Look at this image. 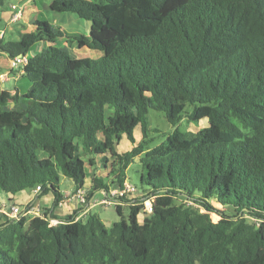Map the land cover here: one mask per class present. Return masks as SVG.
I'll return each instance as SVG.
<instances>
[{"label": "trees", "instance_id": "16d2710c", "mask_svg": "<svg viewBox=\"0 0 264 264\" xmlns=\"http://www.w3.org/2000/svg\"><path fill=\"white\" fill-rule=\"evenodd\" d=\"M50 9L91 29L35 20L0 41L10 58L29 56L31 83L0 93V193L41 186L38 198L55 196L44 217L0 219V264H264V0H52ZM61 39L102 56L74 58ZM150 110L209 126L149 149ZM124 137L133 147L119 152ZM137 158L143 199H153L143 222L137 198L122 199L129 216L110 228L96 213L55 215L61 175L76 193L87 166L102 163L107 182L94 172L89 201L123 189Z\"/></svg>", "mask_w": 264, "mask_h": 264}, {"label": "rangeland", "instance_id": "374dc122", "mask_svg": "<svg viewBox=\"0 0 264 264\" xmlns=\"http://www.w3.org/2000/svg\"><path fill=\"white\" fill-rule=\"evenodd\" d=\"M40 8L43 7L44 3H48V0H37ZM32 5L33 2H32ZM55 13V12H54ZM47 13L43 12L42 15L39 16V21H48L53 25V17L52 16H47ZM57 14V13H56ZM63 16V20L60 22V25H58V27L61 28H66L64 30H66L67 32H71V33H82L85 35H89L90 34V29H91V23L87 20L84 19H80L79 17H77V15L73 14V13H61ZM67 15L71 16V17H75L76 21L72 22L70 19L65 18L67 17ZM67 21V25H64V23L66 24ZM64 22V23H63ZM63 24V25H62ZM3 24H0V29L2 28ZM58 46H64L63 44V39H61L58 43ZM66 47V46H65ZM41 49V46H34L33 47V51L32 53H38L39 50ZM70 54L74 57V58H84V57H90L93 59H99L102 54L98 53V52H94L91 51L88 48H85L84 50H86L85 52H83L84 50H81L78 48V46L73 47V48H69ZM26 79V78H25ZM28 81V80H27ZM14 83H8L7 88L8 89H12L13 88ZM187 112H191V108L189 107L187 109ZM148 120H149V131H148V136L146 138L147 142H148V148L152 149L160 144H162L166 138L172 134L175 130H180L183 132H197L198 130H200L201 128H205L209 126V121L208 119H204L200 122H190L188 120V118L186 117V114L184 116V119L176 124L173 125L171 123L168 122V120L165 117V114L163 112H156L153 110L149 111V115H148ZM135 137H136V141L137 143L142 141L143 139V133L141 131V128H138L135 131ZM133 147V145L131 144V142L124 137L123 140L120 142V145L117 147V150L119 152H126L131 150ZM99 163H100V159H98ZM99 167L91 169V167L87 166V173H88V177L86 179V184L84 187V191L88 193V191L91 189L92 187V179H93V174L96 173V175L99 178H102L103 180H105V182H107L106 177V173H105V169L101 165L98 164ZM95 170V171H93ZM95 172V173H94ZM141 174H142V164L140 162V158H137L134 163H132L130 165V167L128 168V170L126 171V175H127V182L128 184H130L131 186L136 188V192L133 193L134 196H136L137 199H139L141 202L143 201V197H144V191L148 190V188L146 186H142L140 179H141ZM61 193L64 194L66 192L71 193V195L75 194V184L74 182L61 175ZM50 194V193H49ZM47 194V195H49ZM47 195H43L42 197H45ZM96 199L95 201H91V204L93 205V202H99L103 199L104 195H102L101 193H95ZM105 198V197H104ZM79 204L80 201H79ZM83 204H81L82 206ZM86 205V204H85ZM58 211V209H56ZM98 214L101 219L104 221L105 225L107 227H112L114 225V223L120 221L122 218L127 219L129 216V207L128 205L124 204V205H120L118 207L116 206H107L104 204H97L94 206L93 209V213L90 214ZM89 214V215H90ZM145 214H141L139 217L140 222H143L144 218H145ZM33 216H31L32 218ZM212 218L215 222L219 221L220 217L213 214ZM263 228H264V224H263Z\"/></svg>", "mask_w": 264, "mask_h": 264}, {"label": "crops", "instance_id": "0c3cea01", "mask_svg": "<svg viewBox=\"0 0 264 264\" xmlns=\"http://www.w3.org/2000/svg\"><path fill=\"white\" fill-rule=\"evenodd\" d=\"M48 1V3L43 4L42 8H40L37 0H14L12 4L2 7L0 9V24H3L1 30L5 32L4 39L7 41H17L21 33L32 29V24L35 20L39 19V16L42 15L43 12L47 13L46 15L48 17H53V26L60 25V22L63 20V16L65 15H62L61 13L56 14V12L54 13L50 9L52 0ZM32 2L34 5H32ZM16 7L17 9H15ZM19 10L22 11L20 19L14 22L12 20L13 16ZM65 18L70 19L72 22L76 21L75 17H71L69 15H67ZM64 25H67V21L66 24L64 23ZM63 44L64 46L68 47L64 40ZM75 46H78V48L81 50L86 48L78 45L77 43L69 48H73ZM85 51L86 50L83 52ZM8 83H14L12 89L7 88ZM30 87L31 83L25 79L23 73H21L19 70L11 69V58L8 56V54L0 51V93L4 90L11 92V94H15L17 90H19L20 93H24ZM97 193H101L105 198L109 195L104 191H98ZM38 194L39 192L35 193L34 190L23 191L16 195H9L2 192L0 193V202H9L22 207H25L26 205H35L36 207H40L43 211L46 208L48 209L53 207L55 201V196L53 193L41 198H38ZM104 197L103 199H105ZM95 199L96 196L94 194V196L88 201L86 205L81 206V204H79V200L76 197H73L71 193L66 192L63 194V200L61 201L60 205L56 208L58 211L55 209L54 213L59 218H67L71 215H74L77 220H84L90 213H93L95 205H92L91 201H95Z\"/></svg>", "mask_w": 264, "mask_h": 264}, {"label": "built area", "instance_id": "2783aa9c", "mask_svg": "<svg viewBox=\"0 0 264 264\" xmlns=\"http://www.w3.org/2000/svg\"><path fill=\"white\" fill-rule=\"evenodd\" d=\"M17 9V7L15 8ZM22 11H17L13 16V21H18L20 19ZM5 32L0 29V41L4 39ZM29 56L20 54L15 56L14 58H11V69L13 70H19L21 73L24 74V68L28 64ZM41 191V186H38L34 192L38 193ZM136 192V188L131 186L130 184L126 183L125 187L123 189L117 188L110 191L109 195L99 201V202H93V205L97 204H104L107 206H120L124 205L123 198H126L129 201L136 202V196L133 195V193ZM73 197H76L81 204L85 205L88 203V194L84 191V189L78 190ZM144 205L143 214L148 215L153 212V199L147 198L143 199L142 201ZM24 216H33V217H44L45 213L40 207H36L35 205H26L25 207H22L17 204H12L9 202H0V219H21ZM59 223V220L56 219H50V224L52 226H55Z\"/></svg>", "mask_w": 264, "mask_h": 264}]
</instances>
